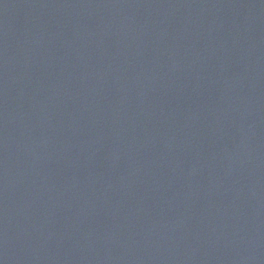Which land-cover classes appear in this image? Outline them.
Returning a JSON list of instances; mask_svg holds the SVG:
<instances>
[{
    "label": "water",
    "instance_id": "obj_1",
    "mask_svg": "<svg viewBox=\"0 0 264 264\" xmlns=\"http://www.w3.org/2000/svg\"><path fill=\"white\" fill-rule=\"evenodd\" d=\"M0 264H264V0H0Z\"/></svg>",
    "mask_w": 264,
    "mask_h": 264
}]
</instances>
